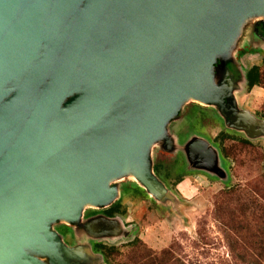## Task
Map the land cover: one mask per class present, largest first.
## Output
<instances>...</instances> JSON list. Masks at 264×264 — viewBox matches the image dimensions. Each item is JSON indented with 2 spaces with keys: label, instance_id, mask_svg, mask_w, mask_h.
Listing matches in <instances>:
<instances>
[{
  "label": "water",
  "instance_id": "obj_1",
  "mask_svg": "<svg viewBox=\"0 0 264 264\" xmlns=\"http://www.w3.org/2000/svg\"><path fill=\"white\" fill-rule=\"evenodd\" d=\"M254 18L264 29V0H0V264H101L53 224L128 237L116 219L83 213L108 207L111 182L128 175L157 203L175 200L153 171L155 145L229 180L216 146H180L167 125L193 101L264 139L226 68Z\"/></svg>",
  "mask_w": 264,
  "mask_h": 264
},
{
  "label": "rangeland",
  "instance_id": "obj_2",
  "mask_svg": "<svg viewBox=\"0 0 264 264\" xmlns=\"http://www.w3.org/2000/svg\"><path fill=\"white\" fill-rule=\"evenodd\" d=\"M260 26L262 19L256 18L244 26L232 52V59L226 62V68L236 75L238 89L234 95L239 110L264 120L258 114L264 112V83L248 90L242 81L253 66L260 67L264 78V34L259 31ZM228 65L232 68L229 69ZM219 66L218 61L215 64L216 72ZM167 132L180 146L190 137L211 142L221 153V165H225L229 180L220 182L204 172L194 171L181 151L169 154L160 147L161 144L155 145L151 150L156 168L154 173L172 192L175 200L157 203L130 175L118 179L112 185L118 190L115 200L118 207L106 211L100 208L97 211L108 215L114 213L122 228L129 231V236L92 240L81 226L62 222L76 233L66 234L65 243L69 247L89 246L94 254L100 252L96 250V244L115 249L116 252L109 259L103 257L101 264H124L131 251L159 253L169 247L184 264H240L231 256L221 229L213 218V199L222 189L243 185L258 172L264 171V160L259 162L256 157L257 153H264V139L248 140L243 133L225 127L216 108L200 106L193 101L184 104L179 117L168 124ZM221 135H227L226 140L217 141ZM234 139H245L252 145L244 146L232 141ZM223 149H226L230 158L224 157ZM94 209L97 208H86L83 214ZM57 227L67 229L62 225ZM134 240L140 244L135 245ZM92 262L97 264L96 257H93Z\"/></svg>",
  "mask_w": 264,
  "mask_h": 264
},
{
  "label": "trees",
  "instance_id": "obj_3",
  "mask_svg": "<svg viewBox=\"0 0 264 264\" xmlns=\"http://www.w3.org/2000/svg\"><path fill=\"white\" fill-rule=\"evenodd\" d=\"M248 90L263 85L264 78L259 66H253L245 74ZM262 111H264L262 109ZM264 119V112L258 113ZM227 135L217 137L226 140ZM244 146L252 143L242 139L232 140ZM225 158H230L226 149ZM257 161L264 160V153H257ZM237 177V175H236ZM112 215V214H111ZM213 218L221 229L224 241L233 259L240 264H264V171L247 180L245 184L234 185L219 191L213 199ZM135 241V240H134ZM135 245L140 244L138 240ZM96 250L105 259L116 251L103 244H96ZM124 264H184L173 253L171 247L154 251H131Z\"/></svg>",
  "mask_w": 264,
  "mask_h": 264
},
{
  "label": "flooded vegetation",
  "instance_id": "obj_4",
  "mask_svg": "<svg viewBox=\"0 0 264 264\" xmlns=\"http://www.w3.org/2000/svg\"><path fill=\"white\" fill-rule=\"evenodd\" d=\"M259 31H261V32H263V34H264V29L262 28V26H260L259 27ZM228 68L229 69H231L232 67H230V65H228ZM230 72V71H229ZM231 73V72H230ZM233 73V72H232ZM231 73V74H232ZM247 73V72H246ZM245 73V74H246ZM232 76H234V78L232 79V77H231V81H232V83H236V75L235 74H232ZM198 104V103H197ZM198 105H200L201 106V104H198ZM184 106V105H183ZM182 106V107H183ZM182 107H181V109H182ZM208 107H212V106H208ZM213 108H215V107H213ZM181 109H180V111L178 112V115H177V117L175 118V119H173V120H171L169 123H171L172 121H174V120H176L178 117H179V115H180V112H181ZM168 123V124H169ZM168 126V125H167ZM155 170H156V168H155V165H153V171L155 172ZM116 180H114V181H112L111 182V184H110V186H112L113 185V183L115 182ZM118 207V205H117V203H115V200L108 206V207H102V208H104V209H102V210H109V209H111V208H114V207ZM97 210H101L100 208H97V209H94V211H90V212H87L86 214H83V219L85 220V219H89V218H91V217H99V216H103V217H106V218H116V216H115V214L113 213L112 215H108V214H106V213H103V212H101V211H97ZM66 224V223H65ZM63 226V227H66L67 229H62V228H58L57 226ZM55 227H57V229H55ZM52 230H54V231H56L62 238H63V240L65 241V236H66V234L68 233V232H70V233H73V234H75L76 235V233L72 230V228L71 227H67V226H65V225H63L62 224V222H56V223H54L53 224V227H52ZM64 230V231H63ZM67 230V232H65ZM61 231V232H60Z\"/></svg>",
  "mask_w": 264,
  "mask_h": 264
}]
</instances>
